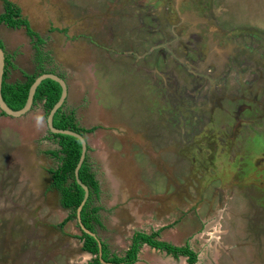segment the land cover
Instances as JSON below:
<instances>
[{
	"label": "rangeland",
	"instance_id": "374dc122",
	"mask_svg": "<svg viewBox=\"0 0 264 264\" xmlns=\"http://www.w3.org/2000/svg\"><path fill=\"white\" fill-rule=\"evenodd\" d=\"M12 1L45 41L51 54L45 66L65 77L64 108L74 110L79 126L96 127L84 137L99 184L92 198L99 207L96 235L110 253L122 254L134 230L160 229L162 240L188 242L196 264H264V171L253 169L264 120L242 114L236 123L233 103L220 109L208 100V82L191 73L198 66L177 63L189 56L168 41L165 50L176 60L166 53L164 64L156 61L157 76L152 65L161 47L141 60L121 53L159 42L155 30L167 12L158 20L148 16L150 0ZM209 6L218 27L248 31L234 36L250 51L241 59L244 72L226 69L231 76L218 81L229 93L244 78L260 75L251 90L264 85V0H212ZM0 40L15 65L7 81L34 71L35 38L0 24ZM47 130L41 103L18 117L0 115V264H80L91 257L81 258L76 220L62 224L69 210L50 187L49 168L57 162L48 151L57 144ZM185 261L144 246L133 264Z\"/></svg>",
	"mask_w": 264,
	"mask_h": 264
},
{
	"label": "trees",
	"instance_id": "16d2710c",
	"mask_svg": "<svg viewBox=\"0 0 264 264\" xmlns=\"http://www.w3.org/2000/svg\"><path fill=\"white\" fill-rule=\"evenodd\" d=\"M2 9L0 10V24H5L11 28L23 29L26 36L33 41L34 50V63L35 69L33 72L22 71V80L7 81L8 71L10 67H15L10 60L11 56L5 53V62L1 83V95L6 104L13 110L20 109L27 98L28 89L36 76L44 72H52L65 79L63 74L55 71L53 68H48L45 58H50L49 51L43 50L42 45L45 41L38 35L29 21L28 15L22 13L21 7L12 0H0ZM0 48L4 50V45L0 40ZM5 52V50H4ZM61 93V87L58 82L45 78L37 86L34 96L32 107L41 103L45 116L56 103ZM65 103L55 112L53 116V126L59 129H70L78 132L84 136L87 132H92L96 127L84 128L79 126L76 122L74 110L65 109ZM0 115L5 113L0 110ZM49 135L57 144V148L49 150V154L55 158L57 165L55 168H49L51 174L52 186L60 194V203L63 208L68 209L69 213L64 224L70 219L76 220V209L81 203L84 195L83 188L76 182L74 169L79 160L81 152V144L78 138L61 133H52L47 130ZM89 146L87 145V151ZM78 177L88 187V197L80 211V218L83 225L90 231L96 233L95 225L100 224L98 217L99 207L92 204L93 196L99 194V184L91 171L89 164L88 153L86 152L85 158L78 170ZM77 221V220H76ZM80 235L78 238L82 241V249L91 255L90 260L86 264H133L138 261V254L143 246L146 244L150 247L171 253L174 257L186 256V264H194L197 257L196 253L190 248L188 244L176 246L165 240H161L159 230L144 232L136 230L130 237V243L122 254L117 255L110 253L107 244L100 239L99 236L94 237L84 232L76 222ZM101 243V258L105 261L102 263L99 257V245Z\"/></svg>",
	"mask_w": 264,
	"mask_h": 264
},
{
	"label": "flooded vegetation",
	"instance_id": "af4514ba",
	"mask_svg": "<svg viewBox=\"0 0 264 264\" xmlns=\"http://www.w3.org/2000/svg\"><path fill=\"white\" fill-rule=\"evenodd\" d=\"M138 1H143V0H138ZM211 1L212 0H150V1H147V5L149 9L150 7L154 8L153 10L148 11L149 13H151L148 16L151 15L154 18L156 17L155 19L158 20V17L162 16L160 13L167 12L165 19L161 21L162 24L164 22L165 25H163V27L160 28V25L162 24H160L159 22L158 23L159 28L158 29L155 28L156 29L155 31L161 34V38L159 42L153 41V43H151L152 42L151 41L150 45L148 46L149 48L144 51L142 50L141 53L134 52L133 50L127 51V53H125V51L122 50L121 53L125 55L127 54L128 56H135V59L139 60L140 58L144 59L145 57L149 55V53L154 52L158 47H161V53L158 52L159 55L158 54L156 55L155 62H153V65H152L153 67L152 71L157 76V71L159 69L157 68L158 66L156 65V61L157 63L164 64L163 62L167 61L166 53L170 57L169 58L170 60H176V56L172 53V51L165 50L164 41H168L169 44L167 45H169L171 49H175V50L179 49L180 51H182L183 56H185V53H187V56H189L190 61L189 60L176 61L177 63L182 64V66H184L185 68H187V65H192L193 63L198 66V68L194 71H191V73H193L194 76H199L201 79L208 82L209 91L207 92H209V96H211L209 97L206 95L207 96L206 98L208 100L212 98L213 102L217 101V106L220 109L225 108V105L223 106L224 102L233 103L235 105V112L237 114V116H235L236 123L238 121L239 122L241 121L239 116L242 114H244L245 117L247 116L249 118V121H251L252 119V122H257L259 118L264 120V98H263L264 85L262 83L260 85H257L255 90H251V87L254 86V84L257 83L258 80H262L260 75L250 80L249 78L245 79L243 77L244 79H241L238 81L239 87L233 90L232 91L233 93L227 92V90L225 89V84H221L218 81V79L222 78L224 74L227 73L228 76L230 75V73L226 72V69H228V71L233 70V74H237V73L242 74L244 71H241L242 70L241 65L243 64L241 62V59L248 58V54L246 52L248 51L250 53V51L248 50V48H245L243 46L242 40L241 41L234 40V36L236 34L237 35L240 34V36L243 35V37L245 34H247L248 31H246L245 28L238 26V27H233L230 30H228L225 27H218L214 23L215 21L211 13V12H214V10L211 9L209 6ZM159 11H162V12H159ZM139 19H140V22L142 23L143 17H140ZM228 22L230 23V21ZM230 31H232L233 33ZM164 34L167 35V38L164 36ZM168 34H169V37H168ZM248 36L250 37L251 35H248ZM231 40L233 41L231 42ZM130 48L134 49L133 47H130ZM210 66H213V70H211ZM214 87H217L219 90L217 92L218 93L217 95L214 94ZM218 100H220L219 103H218ZM212 104L215 105L214 103ZM213 105H211V107ZM246 126L248 127V125ZM251 127L252 125L250 126V128ZM234 130H238V127L237 129H235V126L233 125V132ZM259 135H261V137L264 136V132L263 131L259 132ZM254 137L255 136H253V138L250 140H253ZM260 153H261V156L258 157V161L255 160L253 162L254 163L253 169H255L256 172H259V169L261 168L264 171V142L262 144V150L259 153L258 152L254 153L253 155L257 157V155ZM259 173L261 176H263L261 172ZM50 187L55 189L52 186V182H50ZM158 230L160 231V229ZM139 231H143V230H139ZM153 231H156V230H153ZM169 243L176 245V246L181 245V244L180 245L174 244L172 242H169ZM185 244L189 245L188 242H185L182 245H185ZM144 246H147L148 248H152L155 250H159V249L150 247L146 244H143L142 247ZM80 247H82V241H81ZM80 249L84 251L82 248ZM159 251H162V250H159ZM165 254L171 255L172 257H174L171 253L165 252ZM178 257L179 256L174 257V258H178ZM183 257H185V259L187 260L186 256H183ZM196 257L197 259L194 264H196L198 260V255H196ZM90 258L91 257H89L88 259L86 258V260L80 264H86L88 260H90ZM138 260H139V254H138ZM185 264H186V261H185Z\"/></svg>",
	"mask_w": 264,
	"mask_h": 264
},
{
	"label": "water",
	"instance_id": "95a60500",
	"mask_svg": "<svg viewBox=\"0 0 264 264\" xmlns=\"http://www.w3.org/2000/svg\"><path fill=\"white\" fill-rule=\"evenodd\" d=\"M4 62H5V52L2 48H0V110H2L8 116L18 117V116L25 114L26 112H28L31 109L35 90L43 79L50 78V79L59 83V85L61 87V93H60V96H59L58 100L56 101V103L52 106V108L49 110V112L46 115V124H47L48 130L52 133L68 134V135H71V136L78 138L80 141L81 152H80L79 160H78V162L75 166V169H74V175H75L76 182L83 188L84 195H83V199H82L81 203L79 204V206L76 209V219H77V223H78L79 227L84 232H86L89 235L97 238V236L94 232L90 231L88 228H86L83 225L81 218H80V211H81L82 206L84 205V203L88 197V193H89L88 187L84 183H82V181L78 177V170H79V168H80V166H81V164L85 158L86 152H87V141H86L85 137L78 132H75V131L70 130V129H59V128H56L53 126V116H54L55 112L62 106V104L64 103V101L66 100V97H67V93H68L67 87L68 86H67L66 80L64 78L58 76L57 74L52 73V72H44V73L39 74L38 76L35 77V79L33 80V82L29 86L27 98H26L24 105L20 109L13 110L6 104V102L3 100L2 95H1V83H2ZM98 242H99L98 245H99L100 261L102 263H105V261L101 258V243L99 240H98Z\"/></svg>",
	"mask_w": 264,
	"mask_h": 264
},
{
	"label": "crops",
	"instance_id": "0c3cea01",
	"mask_svg": "<svg viewBox=\"0 0 264 264\" xmlns=\"http://www.w3.org/2000/svg\"><path fill=\"white\" fill-rule=\"evenodd\" d=\"M28 17H29V16H28ZM29 19H30V18H29ZM16 29H18V28H16ZM66 99H67V97H66ZM81 251H82V250H81ZM84 254H85L86 256L88 255V253H87V252H85V251H82L81 258H82V256H83ZM78 261H79V260H78ZM78 261H76V263H78Z\"/></svg>",
	"mask_w": 264,
	"mask_h": 264
}]
</instances>
